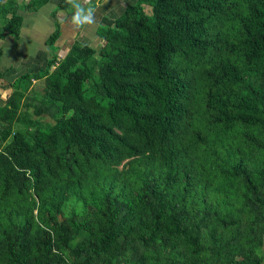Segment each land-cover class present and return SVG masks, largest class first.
Listing matches in <instances>:
<instances>
[{
    "label": "trees",
    "instance_id": "16d2710c",
    "mask_svg": "<svg viewBox=\"0 0 264 264\" xmlns=\"http://www.w3.org/2000/svg\"><path fill=\"white\" fill-rule=\"evenodd\" d=\"M22 2L15 7L0 0V40H19L23 17L17 11L37 12L51 0ZM88 8L60 0L45 45L56 51L58 11L76 15ZM95 35L102 48L76 42L62 62L53 54L46 71L7 85L11 93L0 108L1 121H24L17 116L24 108L35 116L53 111L54 124L29 121L33 132L27 136L2 131L1 142L12 139L3 148L8 155L0 151V164L16 172L0 183V204L24 202L30 189L40 199L51 197L62 184L69 194L78 193L86 214L69 223L87 237L83 250L70 251L73 264H144V254L156 252V240L167 243L171 236L197 244L198 231L187 222L194 216L188 199L216 165L240 176L246 207L264 205V166L249 164L259 156L264 165V0H137ZM41 78L42 94L27 98ZM229 152L238 163L218 161ZM202 154L213 158L211 166ZM70 225H55L56 235L40 227L30 236L33 247L23 237L26 230L5 228L0 264L61 260ZM171 262L195 264L182 250Z\"/></svg>",
    "mask_w": 264,
    "mask_h": 264
},
{
    "label": "rangeland",
    "instance_id": "374dc122",
    "mask_svg": "<svg viewBox=\"0 0 264 264\" xmlns=\"http://www.w3.org/2000/svg\"><path fill=\"white\" fill-rule=\"evenodd\" d=\"M12 1L14 2L15 7H19L23 3L22 0ZM104 1L108 2L109 0H72L73 4L81 5L82 7L86 5L89 7L88 10H92L91 22H84L81 24L75 23L79 28L85 27V29L83 28V31L80 30L82 31V34L87 30L86 26L91 25V32L92 29H97V21L100 19L97 18V14L95 13L96 6ZM136 1L137 0H126L125 2L134 5L136 4ZM51 4H53V2L47 4V6L52 8L43 6L37 12H27L25 10L16 12L20 15L26 14V17L23 19V22L25 21L27 27L25 36L31 35V37H33L36 33L40 34L41 31L43 32V29L40 31V29H35L33 27V22L35 21L34 18L36 15H40L39 18H47V14L49 16L48 18H50V12L53 10ZM49 9L51 10L47 11ZM144 11L147 15L150 14V8L148 6H144ZM87 14L88 11L83 15ZM63 15L68 18V15ZM76 15L72 14L69 16L72 19ZM112 25L113 24L111 23L109 26ZM80 31L78 34L81 35ZM91 37L96 38L94 33L91 34ZM79 41L82 43L81 40ZM224 41L226 42V40ZM33 42L34 41L30 39V44L32 43V46L34 47L35 43ZM38 42L40 45L37 50V55L34 57V59L36 58V61H33V65L36 67L39 66L41 71H46L47 62H45L44 56L41 54V50H43V39ZM24 43L28 44L27 40H24ZM103 46V42L94 45L97 49L102 48ZM26 49L27 48L22 47V50ZM49 51L50 48L47 49L49 55L51 54L49 59H51L54 54L56 55L58 63L62 62L63 58L66 56L62 57L61 55H63V53L60 54V52L57 51L53 52L52 49L51 53ZM23 58L26 59L27 56ZM25 62H28L27 59ZM92 63H94V61H86V64L89 66H91ZM53 69L54 67L51 68V70ZM251 81L258 85L263 82L261 78L258 80L253 78ZM44 86L45 78L32 82V92L28 93L27 98L31 99L35 94L40 96ZM52 113L53 111L48 114H42L41 116H35L32 113V109L22 108L17 116L19 118L24 117V121L7 123L0 119V137L2 131L7 129H9L12 134L15 131H20L23 136L31 135L33 129L29 126V121H37L42 125H53L54 118L52 117ZM11 139L12 138L10 137L6 142H1L0 140V151L6 156L8 153L3 151V148L11 142ZM242 151H244L243 148ZM200 157L203 159L204 163L206 162L207 165H212V157H208V155L205 154H202ZM217 159L220 163L227 165L229 163H238V157L230 152L223 156H219ZM249 164L252 169H262L264 166L261 157L259 156ZM216 166L203 174L206 178L209 173L210 179L207 181V184H201L197 188L196 193L192 195V198L188 199V203L194 204V216L187 219V222L189 224L192 223L196 231H198L196 239L197 244H195L193 240L183 236H171L167 243L156 240V252H146L144 254V264H172L171 261L177 257L180 250L184 252L185 258L189 261H193L195 264H224L229 259L236 260L241 264H254L255 260L260 258H262V264H264V205H261L256 209L246 207L242 202V193L245 191L240 176L236 175L230 168H227V170L223 172L222 168ZM223 166L228 167L226 165ZM121 168L122 166L118 167L119 170ZM15 172L16 169L0 164V183L10 180L11 177L15 175ZM60 182L62 184V180ZM62 185V190L60 191L53 187L52 192L54 195L51 197L46 196L43 199H40L33 193L32 189H30L27 192V197L24 202H20L19 199L21 198H12L9 202L12 206L0 204V243L3 242L5 228L9 229L14 227L15 229L17 228L16 230L18 231H21V229L27 231V234H23V237L28 240L30 247H33V243L30 241V236L36 230H39L40 227L44 226L51 231L53 235H56L55 225L61 222H66L67 225H70L69 219L71 217L78 219L84 216L86 214V211L83 208L85 204L83 203V200L79 198L80 195L78 193L76 196L69 194L68 191L63 190L64 186ZM138 185L139 184L134 185L135 191H138ZM12 191H14V187ZM86 198L88 199V195H86ZM58 202L60 203L58 204ZM73 231L74 228L71 226L70 240L67 244L68 248L61 252L62 256H59L61 257V260L54 259L53 264H73L76 259L71 256L70 251L76 246H80L81 250H83L81 244L83 240L86 239L87 234L83 231L77 233H74ZM191 235L192 237H195V231H193ZM116 246L122 247L123 245L120 242ZM33 255H36L34 248ZM127 256L128 253L123 255V257ZM112 262H115L114 258H112Z\"/></svg>",
    "mask_w": 264,
    "mask_h": 264
},
{
    "label": "crops",
    "instance_id": "0c3cea01",
    "mask_svg": "<svg viewBox=\"0 0 264 264\" xmlns=\"http://www.w3.org/2000/svg\"><path fill=\"white\" fill-rule=\"evenodd\" d=\"M59 1L60 0H51V2H49V3L53 2V4H55V5L51 4V6H53V10L50 12V18H48L49 17L48 14H47V18H45L43 14L42 16L44 18H41V17L39 18L40 15H36L34 18L35 21L33 22L34 23L33 27L35 29H40V31L43 29L44 33L41 31L42 33L41 32L40 34L36 33L35 36L33 37H31V35L25 36V31L27 30V27L24 21L23 22L24 24H22L21 26L19 40L15 41L12 36H7L5 39L0 40V51H1V54H0V108L5 106L6 100L8 96L10 95L11 89L8 88L7 85L12 83L20 75H23V74L31 75V74H35L41 71L39 69L40 68L39 66L36 67L35 65H33V61H36V58L34 59V57L37 55V50L39 49V45H40L38 41L43 39V42H42L43 50H41L42 51L41 54L42 56H44L45 62L50 60L49 58L51 54L49 55V53L47 52V49H49V47L45 45V41L48 38V36L53 32L52 29L54 30V19L52 18L51 13L55 10L57 3ZM125 1L126 0H109L108 2L104 1L103 3L98 4L95 10V13L97 14V18L100 19L97 21L98 26L99 25L109 26L111 23L113 24L114 20L120 17V15L123 13L126 6L131 5V3H126ZM48 8H52V7L49 6ZM50 10L51 9L47 11H50ZM63 14L65 13L61 11H58L56 13V19L61 22V29H60L61 34L54 44V48L56 49V51L60 52V54L63 53V55H61L63 57L69 51L70 46H72L75 42H80L79 40L82 41V44H85L89 47L97 49L94 47V45H96L99 42L102 43V41L95 35L96 29H92V32H91V25L86 26L87 30L84 31L82 34L83 28L85 29V27L79 28L78 25L73 23V18L71 19L69 15H68V18H66ZM21 16L24 19L26 17V14L25 15L21 14ZM79 31L81 35L78 34ZM92 33H94V36L96 38L91 37ZM78 38H81V39H78ZM30 39L34 41L33 42L35 43L34 47L32 46V43L30 44ZM24 40L25 41L27 40L28 44H25ZM22 47H25L27 49L22 50ZM49 52L51 53V48ZM25 56H27L26 59L28 62H25L26 59L23 58ZM39 80H35V81H39Z\"/></svg>",
    "mask_w": 264,
    "mask_h": 264
},
{
    "label": "clouds",
    "instance_id": "9594fccd",
    "mask_svg": "<svg viewBox=\"0 0 264 264\" xmlns=\"http://www.w3.org/2000/svg\"><path fill=\"white\" fill-rule=\"evenodd\" d=\"M77 7H79V5H77ZM92 21V10L89 9L88 10V14L87 15H83V9H81L77 15L73 18V23L76 24H81L84 22H91Z\"/></svg>",
    "mask_w": 264,
    "mask_h": 264
}]
</instances>
